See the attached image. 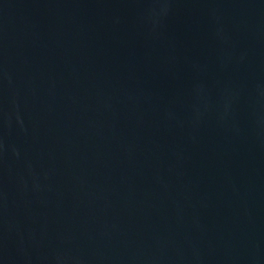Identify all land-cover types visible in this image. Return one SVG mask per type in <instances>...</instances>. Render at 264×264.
Returning <instances> with one entry per match:
<instances>
[{
	"label": "water",
	"instance_id": "obj_1",
	"mask_svg": "<svg viewBox=\"0 0 264 264\" xmlns=\"http://www.w3.org/2000/svg\"><path fill=\"white\" fill-rule=\"evenodd\" d=\"M0 264H264V0H0Z\"/></svg>",
	"mask_w": 264,
	"mask_h": 264
}]
</instances>
